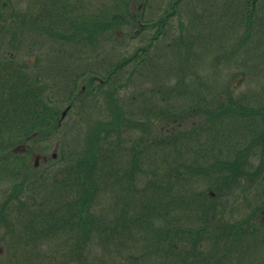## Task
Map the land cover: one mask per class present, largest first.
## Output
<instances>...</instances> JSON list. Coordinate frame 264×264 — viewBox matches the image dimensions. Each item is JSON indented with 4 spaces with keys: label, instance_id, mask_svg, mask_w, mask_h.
Wrapping results in <instances>:
<instances>
[{
    "label": "trees",
    "instance_id": "trees-1",
    "mask_svg": "<svg viewBox=\"0 0 264 264\" xmlns=\"http://www.w3.org/2000/svg\"><path fill=\"white\" fill-rule=\"evenodd\" d=\"M86 1L32 0L25 13L12 16L10 28L32 30L61 47L89 48L98 55L100 45L114 41L115 35L116 40L122 39L121 28L130 26L137 31L133 38L145 37V46L111 66L106 77L94 63L74 79L68 76L61 82L59 87L71 107L88 98V90L78 89L83 79L93 89L98 82V89L110 86L107 121L89 130L77 162L68 171L53 180L41 177L40 189L32 190L30 200L24 195L36 186L31 173L37 168L29 162L19 167V153L13 147L46 137L59 127L57 104L64 96L55 98L61 90L55 92L52 87L56 85L53 72L64 66L51 62L52 68L42 72L40 62L17 61L13 52L9 56L0 52V175L21 179L11 193L3 192L0 227H7L14 238L26 239L25 246L32 251L25 264L59 261L55 256L45 260L37 254L46 241L68 248H64L68 253L62 264H69L91 236L100 244L114 240L118 247L124 238L127 245L143 249L157 264H166V260L169 264H231L229 258L236 264L257 262L264 249V190L255 199L263 198L251 218L225 221L217 206L219 195L234 193L246 180L251 184L253 179L263 180L264 95L235 97L217 74L201 76L183 56L180 66L171 70L177 77L175 83L160 80L159 68H153L151 86L143 89L148 92L144 98L156 100V104L135 113L132 107L138 95H130L131 101L122 104L118 94L129 87L134 74L158 62L157 55L149 56L153 44L167 35L170 19L191 0H169L156 20H146L145 7L135 9L133 0H110L109 5L102 2L96 6H90L93 0ZM240 4L239 25L246 24L248 34H253L263 0ZM6 7V2L0 3V10ZM3 17L0 12V30L8 23ZM151 31L155 34L144 35ZM254 36L262 38L259 32ZM181 40L180 36L173 40L175 48ZM245 63L250 70L249 62ZM129 67L125 78L119 75ZM256 67L251 66L253 70ZM168 83L172 90L163 86ZM181 89L184 92L178 94L176 90ZM186 98L190 99L187 106L183 103ZM158 121L162 127L156 126ZM123 135L128 136L126 144ZM243 141L245 146H239ZM122 153L130 156L127 163ZM257 157L260 164L254 169L252 161ZM201 179L210 185L208 190L214 188L216 198L198 190ZM104 194H109L110 204L100 208L97 202Z\"/></svg>",
    "mask_w": 264,
    "mask_h": 264
},
{
    "label": "rangeland",
    "instance_id": "rangeland-1",
    "mask_svg": "<svg viewBox=\"0 0 264 264\" xmlns=\"http://www.w3.org/2000/svg\"><path fill=\"white\" fill-rule=\"evenodd\" d=\"M31 1L0 0V3L6 2L7 4V9L0 10V12H2V15H5L3 18L8 21L6 27L0 30V52L5 55L13 52L17 61L25 60L30 64L40 62L39 69L42 72L46 68H52L51 62H54L53 64L55 65L64 66L62 70L57 69L56 72H53V79L57 86L52 85V87L55 92H59L60 88L62 94L55 95V98L64 96L61 99L62 102L57 104L59 120L62 113L70 106V103L64 99L67 94L62 90V87H59L65 77L67 79L70 76L69 78L72 80L77 75L82 74L87 67L90 68L94 63H97V69H100L101 74H104L106 77L111 66L118 64L123 57L131 56L140 47L145 46L143 40L145 37L138 35L137 38H133L132 36L137 31L136 28L130 26L121 28L122 39L116 40L115 35L113 37L114 41L111 40L110 42H105L103 46L100 45V48H102L98 51V55H93L89 48L79 51L70 46L61 47V44L55 41H46L42 35L39 36L32 30L19 31L18 27L14 29V25L12 26L13 28H10L9 23L12 20V16L25 13L26 9H29ZM102 2H105L107 5L110 4V0H93L92 3L88 0L86 4L90 3V6H96ZM168 2L169 0H147V2L133 0L131 4L133 3L135 9H138L140 6L141 9L145 7L146 20H156L164 13V8L168 5ZM240 2L242 3L243 0H191L184 2L180 8L179 15L172 17L165 28L167 35H163L151 48L149 56L157 55L159 64L155 60V63H152L149 68L146 65L136 75L134 74L129 87L123 88L119 92V101L122 104L129 102L131 101L129 96L136 94L138 97L134 99V106L132 107L135 113H141L147 105L150 106L149 108L154 107L156 100H146L144 95L148 92L143 89L151 86L150 80L152 78H150V75L155 73L153 68H159L157 76L160 80L163 82L171 80L169 83L172 81L175 83L177 77L174 75L175 72L173 73L171 70L173 66H180L179 63L180 61L182 62L183 56L188 59L187 63L192 65L201 76H204L206 72L213 75L217 74L233 89L235 97L252 93L262 97L264 95V0L263 11L256 18L253 34H248L246 24L245 26L239 25L237 11L241 5ZM143 3H146V6L145 4L143 6ZM0 23L3 24V22ZM255 32L256 34L259 32L262 38L254 36ZM154 34L155 31H151L146 32L144 35L152 36ZM179 36L183 40L179 42L181 45L177 43L178 47L175 48L176 44L175 41L173 43V40L179 39ZM255 37L258 38H256L258 42L256 44L254 42L256 39L253 41ZM186 42L187 45H185ZM37 53L39 54L38 58H36ZM59 53L60 55L57 57ZM103 59H105L104 62L102 61ZM245 61L249 62L250 70L247 68ZM253 65H257L254 70L251 68ZM130 69V67L124 69L119 75L125 78L127 70ZM252 72L254 73L251 74ZM98 83L93 85L94 90L88 86L86 79L81 81L78 89L80 91L83 88L88 90V98L80 100L68 111L65 118L60 121V126L56 131H53L46 137H40L36 141H28L24 147L25 149L22 144H16L13 147V149L16 147L19 153L17 161L19 167L24 162H29L34 166L36 163L35 157L37 155L41 157L37 170L31 173V179L36 181V186L29 188V194L24 195L25 200L31 199V195H33L32 190H36L38 188L37 184L42 183L41 177H44V179L52 177L53 180L57 174L61 176L62 171H68V167L75 164V161L77 162L78 152L81 151L89 130L99 126L102 121H107V100L109 99L108 93L111 88L107 85L102 89H98ZM169 83L163 86L172 90L173 85ZM182 90L184 89L176 91L180 94V92H184ZM189 100V98H186V102H183L185 106H187ZM162 124L161 121H158L156 126L162 127ZM225 130L222 129V132H225ZM126 137L128 136L123 135L125 144ZM243 142L239 146H245L247 142ZM26 148L29 151L28 153L25 151ZM221 149L226 150V147H222ZM54 152L57 153L56 159L52 158ZM120 155L123 162L127 163L129 161L130 156L128 154L122 153ZM115 159L117 160L118 158ZM259 164L260 157L252 161L254 169ZM262 179V181L260 178L253 179V184L246 180L243 184L236 187L239 189L234 193L226 192L219 195L218 206L215 205L218 207L225 221L242 220L250 216L256 204L263 200V198H258L257 202L255 201L264 190V175ZM20 180L19 178L17 180L14 178L8 180L5 176L0 175V202L6 196L4 195L3 197V192L11 193ZM139 186H142V184ZM209 186L201 179L198 190L211 193L216 198V193L215 195L213 194L215 192L214 188L208 190ZM109 198V194L101 195L97 202L98 206L100 208L108 206L110 204ZM95 238L91 236L88 243L84 245L83 250H78L75 253V258L69 264H157L156 259L149 258L143 249L138 248L136 245H127L124 238H121L118 244L120 247L116 246L114 240L107 244H100ZM25 240L24 237L14 238L7 227L1 226L0 264H25L29 253L32 251L29 247L25 246ZM64 248L66 247H59L54 243L49 244L46 241L42 243L41 249L37 254L45 257V260L48 256H55V258L59 259V261H56V264H62L64 260L62 258L68 253V251L65 252ZM34 251L37 250L35 249ZM256 259L258 260L257 262L254 260L256 263L264 261V249L257 255ZM166 261V264L170 263L168 260ZM228 261L231 264H236L234 258H229ZM47 262L48 264H52L50 260H47ZM255 262L251 260L245 261L248 264H256ZM42 263L46 264L43 260Z\"/></svg>",
    "mask_w": 264,
    "mask_h": 264
},
{
    "label": "water",
    "instance_id": "water-1",
    "mask_svg": "<svg viewBox=\"0 0 264 264\" xmlns=\"http://www.w3.org/2000/svg\"><path fill=\"white\" fill-rule=\"evenodd\" d=\"M68 110H69V109H67V110L63 113V116H62L63 118L66 116ZM38 160H39V157L36 158V161H38Z\"/></svg>",
    "mask_w": 264,
    "mask_h": 264
}]
</instances>
